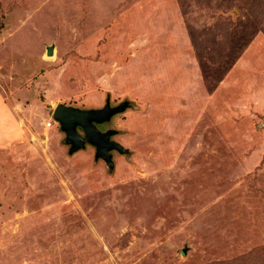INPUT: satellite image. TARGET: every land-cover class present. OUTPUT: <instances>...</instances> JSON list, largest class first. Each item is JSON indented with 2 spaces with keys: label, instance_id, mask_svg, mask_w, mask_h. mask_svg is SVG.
<instances>
[{
  "label": "rangeland",
  "instance_id": "rangeland-1",
  "mask_svg": "<svg viewBox=\"0 0 264 264\" xmlns=\"http://www.w3.org/2000/svg\"><path fill=\"white\" fill-rule=\"evenodd\" d=\"M0 264H264V0H0Z\"/></svg>",
  "mask_w": 264,
  "mask_h": 264
},
{
  "label": "water",
  "instance_id": "water-1",
  "mask_svg": "<svg viewBox=\"0 0 264 264\" xmlns=\"http://www.w3.org/2000/svg\"><path fill=\"white\" fill-rule=\"evenodd\" d=\"M53 47H49L47 54H53ZM124 109V105L110 107L108 102L101 109H80L65 104L56 106L53 118L59 123L61 129L66 133V142L71 144L70 151L75 152L85 146L86 141L97 148L98 156L111 160L110 149L121 148L118 143L110 140V132H102L95 123H102L108 120L113 114ZM78 128H82L84 136Z\"/></svg>",
  "mask_w": 264,
  "mask_h": 264
},
{
  "label": "trees",
  "instance_id": "trees-1",
  "mask_svg": "<svg viewBox=\"0 0 264 264\" xmlns=\"http://www.w3.org/2000/svg\"><path fill=\"white\" fill-rule=\"evenodd\" d=\"M259 254H260V256L262 255V250L260 251V253H259Z\"/></svg>",
  "mask_w": 264,
  "mask_h": 264
},
{
  "label": "flooded vegetation",
  "instance_id": "flooded-vegetation-1",
  "mask_svg": "<svg viewBox=\"0 0 264 264\" xmlns=\"http://www.w3.org/2000/svg\"><path fill=\"white\" fill-rule=\"evenodd\" d=\"M95 125L97 126V123H95ZM98 128V127H97ZM99 129V128H98Z\"/></svg>",
  "mask_w": 264,
  "mask_h": 264
},
{
  "label": "bare ground",
  "instance_id": "bare-ground-1",
  "mask_svg": "<svg viewBox=\"0 0 264 264\" xmlns=\"http://www.w3.org/2000/svg\"><path fill=\"white\" fill-rule=\"evenodd\" d=\"M53 53H54V51H53ZM53 55V54H52ZM52 55H50V56H52Z\"/></svg>",
  "mask_w": 264,
  "mask_h": 264
}]
</instances>
